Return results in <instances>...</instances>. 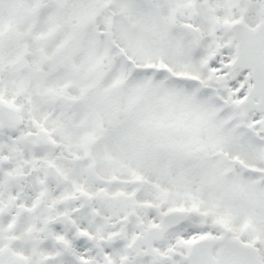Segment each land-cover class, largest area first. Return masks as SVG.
I'll return each mask as SVG.
<instances>
[{
    "label": "snow or ice",
    "instance_id": "6c2138e0",
    "mask_svg": "<svg viewBox=\"0 0 264 264\" xmlns=\"http://www.w3.org/2000/svg\"><path fill=\"white\" fill-rule=\"evenodd\" d=\"M0 264H264V0H0Z\"/></svg>",
    "mask_w": 264,
    "mask_h": 264
}]
</instances>
